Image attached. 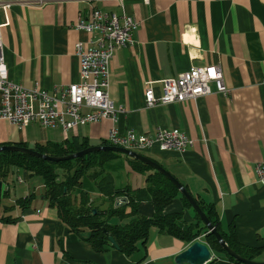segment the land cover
<instances>
[{
  "label": "crops",
  "instance_id": "0c3cea01",
  "mask_svg": "<svg viewBox=\"0 0 264 264\" xmlns=\"http://www.w3.org/2000/svg\"><path fill=\"white\" fill-rule=\"evenodd\" d=\"M11 4L0 10L3 55L9 79L26 89L46 91L78 82L75 44L88 37L74 29L80 15L94 9L120 14L119 0H0ZM138 23L132 47L118 49L110 63L109 99L116 109L119 133L133 131L154 137L160 129L185 133L192 145L183 152L157 146L143 155L170 173L206 210L213 213L226 235L231 227L243 246L258 248L254 261H264V187L254 168L264 163V0H123ZM218 64L227 96L212 93L195 100L145 106L147 82L156 95L160 81L177 77L191 67ZM110 121L63 132L30 123L18 129L0 120V146L35 149L73 138L89 147L106 143ZM114 189L131 192L146 188V174L118 156L104 163ZM0 264H176L175 257L192 242H185L151 227L142 246L130 255L104 246L96 250L85 228L71 230L55 207L42 199L41 178L11 167L0 181ZM81 193L99 211L112 205L100 196L95 181L82 180ZM32 197L26 207L18 203ZM125 204V203H124ZM123 204V205H124ZM138 216L150 218L151 203H138ZM163 214H180L186 226H197L192 209L175 198ZM116 223L125 224L126 219ZM202 226V225H201ZM208 246L206 264H234Z\"/></svg>",
  "mask_w": 264,
  "mask_h": 264
},
{
  "label": "built area",
  "instance_id": "2783aa9c",
  "mask_svg": "<svg viewBox=\"0 0 264 264\" xmlns=\"http://www.w3.org/2000/svg\"><path fill=\"white\" fill-rule=\"evenodd\" d=\"M10 7V3L0 1V10L7 11ZM119 8L120 14L94 9L78 17L74 29L88 37L86 43L75 44L79 61L78 82L50 91L37 86L26 89L9 79L1 39L3 24L0 22V120L18 129L37 123L43 128H60L63 132L107 120L111 122L106 138L108 146L139 154L155 146L162 151L178 152L190 147L192 140L177 129H160L154 137L137 135L133 131L121 134L116 129L117 114L121 110L109 99L110 63L118 49L134 46L133 33L138 27L123 0H119ZM160 85L156 95L152 84L146 83L144 101L147 108L205 97L212 93L211 86L219 95L230 93L218 64L191 67L177 77L162 79ZM254 173L256 182L264 187V163H258Z\"/></svg>",
  "mask_w": 264,
  "mask_h": 264
},
{
  "label": "trees",
  "instance_id": "16d2710c",
  "mask_svg": "<svg viewBox=\"0 0 264 264\" xmlns=\"http://www.w3.org/2000/svg\"><path fill=\"white\" fill-rule=\"evenodd\" d=\"M101 146H108V144L105 143ZM88 147L85 142L73 138L68 142L47 143L33 150L59 157L76 153ZM118 156L124 155L98 152L72 161L52 163L21 153L1 152L0 181L8 176L11 167L22 169L27 171L30 176L41 178L44 184L42 199L47 201L49 206L56 208L59 218L71 230L78 232L85 228L89 229L91 232L89 241L96 250H103L104 246L112 247L108 241V237H112L118 246V250L130 255L137 250L138 243L142 246L145 244L149 229L157 227L160 232L189 243H193L197 237L203 236L211 249L223 253L228 261L240 264L226 254L212 234H208L204 224L194 211L198 227L186 226L180 214H163L164 209L177 197L180 198L185 207L192 208L165 177L149 166L124 156L131 161L133 171L141 174L148 173L146 174L147 186L134 192L127 188L122 191L115 190L113 179L104 172L103 165ZM58 170L64 171L62 176ZM84 177L95 181L100 196L109 201L110 205L116 198H124L125 204L117 208L110 206L105 211H99L96 206L91 204L90 197L85 193H81L78 198L72 195L76 188H81ZM31 200L32 197L30 196L19 201L18 204L26 207ZM142 201L151 203L154 208V213L150 218L139 217L137 214L138 203ZM197 204L222 236L227 246L241 257L254 261L259 249L241 245L236 240L233 227H231L229 235L221 232L217 218L212 217L213 213L203 208L198 202ZM112 218H117L120 221L129 219V221L123 225H115L109 223Z\"/></svg>",
  "mask_w": 264,
  "mask_h": 264
},
{
  "label": "water",
  "instance_id": "95a60500",
  "mask_svg": "<svg viewBox=\"0 0 264 264\" xmlns=\"http://www.w3.org/2000/svg\"><path fill=\"white\" fill-rule=\"evenodd\" d=\"M1 152L21 153L27 156H31V157H34V158H37V159H40L46 162H52V163L72 161L74 159L81 158L88 154L98 153V152L116 153V154L127 156L136 161H139L142 164L149 166L151 169L161 174L163 177H165L180 192V194L189 203L192 210L200 218L208 234H212L215 237V240L217 241L219 246L226 252V254L229 257H231L232 259H234L236 262L240 264H264V262H257V261L245 259L241 257L240 255H238L237 253H235L229 246H227L222 236L217 232L215 227L211 224V222L209 221L205 213L201 210V208L199 207V205L197 204L193 196L170 173H168L165 169H163L159 164L143 156L142 154L132 152V151L122 149V148L113 147V146L88 147L76 153L65 155V156H59V157L49 156V155L42 154V153H39L31 149H28L25 147H19V146H0V153ZM0 191H1V183H0ZM123 203H125L124 198H118L117 201L115 202L116 205H123ZM93 214H95V211H93ZM108 241L113 248L118 249V246L112 237H108ZM211 258H212V255H211V252L208 246L204 243H201L198 240H195L184 251L176 255L175 263L176 264H206L211 260Z\"/></svg>",
  "mask_w": 264,
  "mask_h": 264
},
{
  "label": "rangeland",
  "instance_id": "374dc122",
  "mask_svg": "<svg viewBox=\"0 0 264 264\" xmlns=\"http://www.w3.org/2000/svg\"><path fill=\"white\" fill-rule=\"evenodd\" d=\"M147 152H148V151H145V152H142L141 154H142V155H146ZM58 173L62 176V174L64 173V171H62V170H58ZM110 222H111V224H112V223H116L115 220H111ZM257 262H264V261H257Z\"/></svg>",
  "mask_w": 264,
  "mask_h": 264
}]
</instances>
